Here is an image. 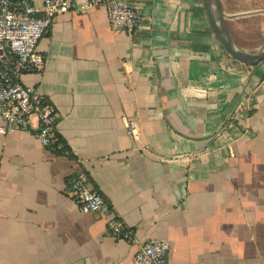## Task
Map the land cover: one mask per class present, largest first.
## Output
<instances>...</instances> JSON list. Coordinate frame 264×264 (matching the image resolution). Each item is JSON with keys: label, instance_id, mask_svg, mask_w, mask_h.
<instances>
[{"label": "crops", "instance_id": "0c3cea01", "mask_svg": "<svg viewBox=\"0 0 264 264\" xmlns=\"http://www.w3.org/2000/svg\"><path fill=\"white\" fill-rule=\"evenodd\" d=\"M254 1L220 0L249 53L264 35ZM127 2L142 13L133 37L100 6L60 14L38 46L43 69L22 76L55 107L67 154L34 130L0 135V264H132L137 246L110 233V213L140 243L168 242L167 264H264V62L224 51L203 0ZM240 104L239 132L214 139ZM79 172L107 211L68 196Z\"/></svg>", "mask_w": 264, "mask_h": 264}, {"label": "built area", "instance_id": "2783aa9c", "mask_svg": "<svg viewBox=\"0 0 264 264\" xmlns=\"http://www.w3.org/2000/svg\"><path fill=\"white\" fill-rule=\"evenodd\" d=\"M94 6L105 10L112 32H121L130 38L135 35L142 13L127 0H88L81 8L73 0H41L40 7L34 4V0H0V135L34 130L41 146L56 151L65 147L57 133L58 114L55 107L32 88L24 86L22 76L26 72L43 69L44 58L38 46L58 15L85 13ZM246 117L247 107L240 104L214 139L225 133L231 141L239 132L236 128L239 119ZM66 192L82 213L107 211L102 195L89 186L87 176L82 172L68 180ZM106 223L115 238L121 237L137 246L132 264H167L168 242L140 243L132 229L123 228L113 213H110Z\"/></svg>", "mask_w": 264, "mask_h": 264}, {"label": "water", "instance_id": "95a60500", "mask_svg": "<svg viewBox=\"0 0 264 264\" xmlns=\"http://www.w3.org/2000/svg\"><path fill=\"white\" fill-rule=\"evenodd\" d=\"M203 5L212 33L231 58L246 66H256L264 62V46L257 53H249L233 42L220 0H203Z\"/></svg>", "mask_w": 264, "mask_h": 264}, {"label": "rangeland", "instance_id": "374dc122", "mask_svg": "<svg viewBox=\"0 0 264 264\" xmlns=\"http://www.w3.org/2000/svg\"><path fill=\"white\" fill-rule=\"evenodd\" d=\"M237 6H240L241 4H236ZM252 5L253 6H255V7H261L262 6V4H261V2H258L257 0H255L253 3H252ZM257 34H255V36L254 37H256V39H257V43H252V42H250V43H245V44H243V45H245L246 47H248L251 51H256L257 49H262V47L264 46V35L262 36L261 34H260V32L258 31V28H257V32H256ZM253 36L251 35V37L250 36H248L247 38H246V40H250L251 38H252ZM259 50V51H260Z\"/></svg>", "mask_w": 264, "mask_h": 264}, {"label": "trees", "instance_id": "16d2710c", "mask_svg": "<svg viewBox=\"0 0 264 264\" xmlns=\"http://www.w3.org/2000/svg\"><path fill=\"white\" fill-rule=\"evenodd\" d=\"M60 142H62V144L65 145V143L62 141L61 138H60ZM50 149H52V151H54L58 156L65 155V152H67L66 145H65V147L61 151H56V150H54V148H50Z\"/></svg>", "mask_w": 264, "mask_h": 264}]
</instances>
